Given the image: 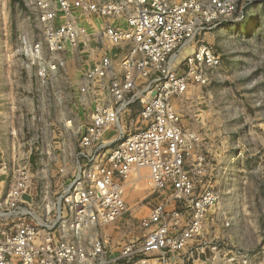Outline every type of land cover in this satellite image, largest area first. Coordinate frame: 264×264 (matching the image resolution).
Masks as SVG:
<instances>
[{"label":"built area","instance_id":"obj_1","mask_svg":"<svg viewBox=\"0 0 264 264\" xmlns=\"http://www.w3.org/2000/svg\"><path fill=\"white\" fill-rule=\"evenodd\" d=\"M23 1L14 59L39 95L61 102L57 85L77 86L89 117L69 161L46 140L28 143L27 165L12 176L1 163L0 264H264V245H234V214L222 213V241H208L221 195L197 186L193 174L207 176L209 156L177 108L221 67L206 37L234 17L238 0ZM34 153L64 167L32 173ZM143 169L156 203L139 218L144 235L113 253L104 227L119 229L127 186Z\"/></svg>","mask_w":264,"mask_h":264},{"label":"rangeland","instance_id":"obj_2","mask_svg":"<svg viewBox=\"0 0 264 264\" xmlns=\"http://www.w3.org/2000/svg\"><path fill=\"white\" fill-rule=\"evenodd\" d=\"M25 12L23 0H0V131L9 135L6 145L0 148V156L5 157L11 176L14 170L27 165L24 160L30 141L48 140L53 155L62 157L66 152L69 161L77 147L78 128L89 117V110H83L77 103V86L70 90L67 83L57 85L55 91L60 90L64 97L61 102L49 97L48 91L39 95L35 83L29 82L30 76L17 64L11 51L16 35L23 28ZM206 38L221 56V67L211 74V83L191 87L177 101L184 127L202 136L203 150L209 156L207 176L193 174V178L198 187L212 188L221 195L216 214L222 218L210 225L206 237L210 242L222 241L225 232L222 213L228 212L241 223V229L233 228L234 245L240 246L244 240L247 246L261 247L264 245V0H238L234 17L221 23ZM188 52L192 54L193 49L188 48ZM50 93L54 94L53 88ZM34 154L29 165L32 173L56 175L64 167L55 163L57 158L48 165L36 159L39 153ZM149 174L148 169L141 170L140 176L131 177L139 181L127 186L126 201L133 207L116 223L119 229L114 228L112 236L118 250L129 238L144 235L136 229L139 218L149 215L156 203L151 197L146 199ZM40 182L44 188L46 181Z\"/></svg>","mask_w":264,"mask_h":264},{"label":"crops","instance_id":"obj_3","mask_svg":"<svg viewBox=\"0 0 264 264\" xmlns=\"http://www.w3.org/2000/svg\"><path fill=\"white\" fill-rule=\"evenodd\" d=\"M207 39V38H206ZM0 130H1V126H0ZM5 132H7V131H0V148H1V146H3L4 144L6 145V143L8 142V140H7V138L9 139V135L7 136V135H5L4 133ZM9 132V131H8ZM9 158V157H8ZM5 162V157L4 156H0V164L2 163V162ZM2 180H6V175H5V172H4V170L3 169H0V181H2ZM6 192V189H5V191H4V193ZM127 202V201H126ZM127 206H128V209H129V211H131L132 210V207L133 206H129V204L127 203ZM122 219V218H121ZM120 219V220H121ZM120 220H119V222H120ZM122 221V220H121ZM109 227H111V228H109ZM109 227H104V230H103V233H104V235L106 236V238L108 239V241H109V243H110V247L112 248V252L113 253H115L116 251H118V248L116 247V246H114L115 244V242H116V240H115V238H113V236H112V234L114 233V228L113 227H115V226H109ZM113 228V229H112ZM110 231V232H109ZM117 245V244H116Z\"/></svg>","mask_w":264,"mask_h":264},{"label":"bare ground","instance_id":"obj_4","mask_svg":"<svg viewBox=\"0 0 264 264\" xmlns=\"http://www.w3.org/2000/svg\"><path fill=\"white\" fill-rule=\"evenodd\" d=\"M190 50V49H189ZM192 50V49H191ZM187 52V51H186ZM140 178H142V176L140 177Z\"/></svg>","mask_w":264,"mask_h":264}]
</instances>
